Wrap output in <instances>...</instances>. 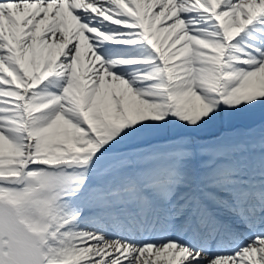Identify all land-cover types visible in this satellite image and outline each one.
<instances>
[{
    "label": "snow or ice",
    "instance_id": "obj_1",
    "mask_svg": "<svg viewBox=\"0 0 264 264\" xmlns=\"http://www.w3.org/2000/svg\"><path fill=\"white\" fill-rule=\"evenodd\" d=\"M0 264H264V0H0Z\"/></svg>",
    "mask_w": 264,
    "mask_h": 264
},
{
    "label": "rangeland",
    "instance_id": "obj_2",
    "mask_svg": "<svg viewBox=\"0 0 264 264\" xmlns=\"http://www.w3.org/2000/svg\"><path fill=\"white\" fill-rule=\"evenodd\" d=\"M255 123H256V124L259 123V117H257ZM240 124H241V126L243 127V129H245V128L251 126V125H252V122H251V121H242V122H240V123L237 124V125H240ZM237 125H236V126H237ZM216 134H218L217 131H216V130H212V131H210L209 133H207L206 135H216Z\"/></svg>",
    "mask_w": 264,
    "mask_h": 264
}]
</instances>
